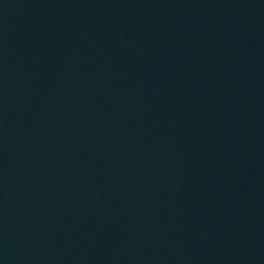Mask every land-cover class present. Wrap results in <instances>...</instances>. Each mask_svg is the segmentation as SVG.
Masks as SVG:
<instances>
[{"label": "water", "instance_id": "1", "mask_svg": "<svg viewBox=\"0 0 264 264\" xmlns=\"http://www.w3.org/2000/svg\"><path fill=\"white\" fill-rule=\"evenodd\" d=\"M0 264H264V0H0Z\"/></svg>", "mask_w": 264, "mask_h": 264}]
</instances>
